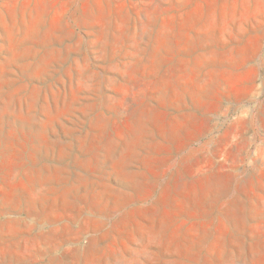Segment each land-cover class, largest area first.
<instances>
[{
  "label": "rangeland",
  "instance_id": "rangeland-1",
  "mask_svg": "<svg viewBox=\"0 0 264 264\" xmlns=\"http://www.w3.org/2000/svg\"><path fill=\"white\" fill-rule=\"evenodd\" d=\"M0 264H264V0H0Z\"/></svg>",
  "mask_w": 264,
  "mask_h": 264
}]
</instances>
